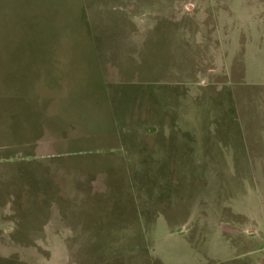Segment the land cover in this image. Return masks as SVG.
Listing matches in <instances>:
<instances>
[{
	"label": "rangeland",
	"instance_id": "374dc122",
	"mask_svg": "<svg viewBox=\"0 0 264 264\" xmlns=\"http://www.w3.org/2000/svg\"><path fill=\"white\" fill-rule=\"evenodd\" d=\"M0 258L264 264V0H0Z\"/></svg>",
	"mask_w": 264,
	"mask_h": 264
},
{
	"label": "trees",
	"instance_id": "16d2710c",
	"mask_svg": "<svg viewBox=\"0 0 264 264\" xmlns=\"http://www.w3.org/2000/svg\"><path fill=\"white\" fill-rule=\"evenodd\" d=\"M0 261L2 262V263L0 262V264H12L11 261H9L7 259H1L0 258ZM104 261H106V259Z\"/></svg>",
	"mask_w": 264,
	"mask_h": 264
}]
</instances>
